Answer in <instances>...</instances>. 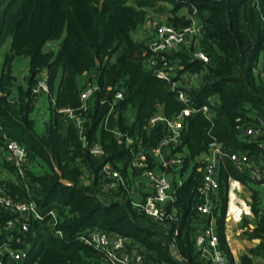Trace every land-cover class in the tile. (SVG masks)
Segmentation results:
<instances>
[{
  "label": "trees",
  "instance_id": "obj_1",
  "mask_svg": "<svg viewBox=\"0 0 264 264\" xmlns=\"http://www.w3.org/2000/svg\"><path fill=\"white\" fill-rule=\"evenodd\" d=\"M183 7L189 14L197 11L202 35L195 45L176 50L170 59L182 71L202 74L190 91L192 107L200 108L211 97L217 104L211 120L200 112L186 117L181 143L165 151L168 157L181 159L182 165L179 170L166 169L174 177L177 201L167 207L171 217L159 224L133 206L131 174L142 176V172L131 168L134 156L125 137L140 140L137 149L142 146L151 167L159 170L153 150L165 136L166 126L152 127L150 121L156 115L174 120L185 105L177 90L146 67L151 53L144 42L134 40L133 33L145 24L149 10L170 13L171 25L186 27L188 16L179 14ZM9 42L0 74V136L26 147L30 167L18 184H3L16 200L34 201L44 213L53 209L56 219L27 221L30 230L22 234L4 229L12 215L0 211V244L22 236L20 246L28 250L22 264H110L106 253L78 239L87 231L99 230L127 237L128 248L137 250L145 264H207L195 246L212 217L196 215L197 187L203 175L199 169L204 166L196 159L209 154L216 143L224 153H246L264 164V149L259 146L264 142V124L259 121L264 122V0H191L186 4L180 0H0V54ZM48 42H61L59 51L46 52ZM196 49L208 55L209 63L192 62ZM20 57L30 59V69L27 86L17 87L15 93L12 62ZM43 71L49 73L54 107L44 132L39 133L34 117L38 97L33 88ZM87 85L98 87L87 115V142L100 143L103 157L91 154L75 124L59 112L78 113ZM118 88H124V99L109 115ZM247 125L260 127L261 132L249 136L244 132ZM116 131L124 138L118 139ZM107 163L121 172L127 184L111 194L101 191L102 168ZM4 166L16 175L13 166L6 162ZM229 177L243 184L254 182L248 173L237 171L229 158L222 159L213 216L220 247L228 264H233L222 223ZM252 198L257 227L250 237L260 244L251 254L264 258V208H259L256 191ZM54 223V230H61L63 237L55 236ZM173 244L181 261L171 253ZM0 263L11 264V259L0 256ZM241 264L254 262L245 255Z\"/></svg>",
  "mask_w": 264,
  "mask_h": 264
},
{
  "label": "built area",
  "instance_id": "obj_2",
  "mask_svg": "<svg viewBox=\"0 0 264 264\" xmlns=\"http://www.w3.org/2000/svg\"><path fill=\"white\" fill-rule=\"evenodd\" d=\"M180 1L186 4L191 0ZM187 18L189 25L180 29L170 23H158L156 20H150L145 23V25L148 23L147 31L145 32L146 42H142L146 44L148 51L151 53L146 59L145 65L157 78L165 80L174 90H177L179 101L185 105V108L174 120H168L161 115H156L150 121L152 127L157 123H162L166 126L165 136L159 146L153 150L154 157L160 163L161 168L159 170L155 167L152 168L144 148L140 146L137 149L136 145L141 144L140 140L136 141L125 137L126 144L132 147L134 156L131 168L142 172L143 177L148 181V185L151 188V191L142 200H134L133 206L139 214L145 215L159 224H163L171 217L167 212V207L177 201V195L173 189V180L167 176L166 169L168 170L174 164L179 170L182 165L181 159L168 157L165 151L181 143V131L186 117L200 112L204 118L211 120L215 117L212 107L217 104L216 99L211 97L200 108L192 107L190 91L199 84L202 74L182 71V67L180 68L176 62L170 59V56H173L176 50L184 46L195 45L198 38L202 35L203 26L197 16V11L195 10L192 14H189ZM176 46H178L177 49L175 48ZM191 56L192 62L200 61L206 64L210 61L208 55L199 49H196ZM97 91L98 87L87 85L81 93L82 105L78 113L71 109H61L59 112L63 113L68 121L75 124L81 141L84 146L90 147L91 154L95 157H103L105 155L103 146L100 143L89 145L86 137L90 101ZM33 94L36 97H52L49 86V73L47 71L41 73L37 85L33 88ZM123 99L124 88H118L113 97L109 115L114 111V105ZM259 121L261 125L264 124L263 120L260 119ZM244 132L249 136L256 137L261 132V128L247 125ZM115 135L118 139L124 138L119 131H116ZM259 146L264 149V142H259ZM0 149L6 153L4 161L16 169L14 182L18 184L21 179L26 178L27 169L30 167L28 150L4 134L0 136ZM224 157L229 158L233 162L237 171L248 173L254 183H260L264 186V168L261 163H258L246 153H224L220 145L216 143L211 145L208 158L203 162L204 166L201 169L203 175L197 187L199 203L196 207V215L200 217L212 216L210 223L204 226V229L200 231L195 240L196 249L207 264H228V258L220 247L213 216L220 187L218 179L219 166ZM102 174L101 191L103 193L111 194L120 186L127 187L121 172L110 163L103 166ZM3 183L0 181V211L12 215V218L4 223L3 227L5 230H19L22 234L28 233L30 226L27 221L44 220L47 217L56 219V213L53 209L44 213L38 209L34 201L16 200L7 193ZM133 196L137 197L134 193ZM54 225L55 223L51 224L53 230L55 229ZM54 233L55 236L63 237L61 230H54ZM78 239L86 245L106 253L110 264H145L144 257L137 250L133 251L128 248L129 239L119 234L93 230L81 234ZM23 243L24 239L22 236L9 238L7 242L0 244V256L8 255L11 259V264H22L28 256V250L20 246ZM172 248H175V244L172 245Z\"/></svg>",
  "mask_w": 264,
  "mask_h": 264
},
{
  "label": "crops",
  "instance_id": "obj_3",
  "mask_svg": "<svg viewBox=\"0 0 264 264\" xmlns=\"http://www.w3.org/2000/svg\"><path fill=\"white\" fill-rule=\"evenodd\" d=\"M168 6L169 5H167L166 7L169 10L172 9V6L171 7ZM182 9L185 11L181 10L179 13L180 16H188L189 13L187 11V7H183ZM169 14H167L166 12L162 13V12L149 10L146 17V22L151 18L159 19L160 17L162 18L165 17L168 19V17H171ZM144 25H140L138 29L133 33V38L137 42L143 41L142 39L139 38L145 35L142 34ZM60 45L61 42H48L45 45L44 50L46 52L49 51L58 52L60 49ZM9 49H10V42L4 47L2 53L0 54V74H1L2 64L4 62V55L5 53L9 52ZM12 67H13V75L15 77L14 92L16 93L17 87L27 86L26 77L29 74L30 59L25 57L15 58L12 62ZM86 77L81 79V83H83L84 86H85L84 82L86 81ZM47 98H49L50 102ZM53 103H54V99L52 100L51 96L38 97L35 103L36 110L34 113V117L37 122V130L39 133H42L45 130V126L51 117V113L53 110L51 105H53ZM49 108L50 111L48 114H46V110L47 109L49 110ZM0 154L2 155L1 149H0ZM208 155L209 154H202L200 157L196 159V161L204 162L208 158ZM4 163H5L4 159L0 161V173H1L0 181L4 183L8 181L14 182L15 175L12 174L4 166ZM261 164L263 165L264 168V164L263 163ZM174 167H176V165L172 164L171 168ZM176 169L178 168L176 167ZM201 169L202 168H200L199 170ZM131 173H133V171ZM166 174L170 179H174V177H171L170 175H168V173ZM187 176L188 174L185 177ZM131 178L133 179V182H135V184L133 185V193L137 196L136 199L140 201L151 191V188L149 187L148 181L143 177V175L134 176L133 174H131ZM227 183H228L227 205L222 223L224 226L225 240L228 245L229 251L232 255L233 264H241V259L245 255H248L253 260L254 264H264V258L251 254V251L255 249L260 243H256L255 241L256 239H252V237H250V233H252V231H254L255 228L257 227V217L255 216L252 209V205H253L252 191H256L258 193L259 208L263 209L264 186L254 183L243 184L242 182L232 177L228 178ZM215 219L214 221H215V230H216L217 221Z\"/></svg>",
  "mask_w": 264,
  "mask_h": 264
},
{
  "label": "rangeland",
  "instance_id": "obj_4",
  "mask_svg": "<svg viewBox=\"0 0 264 264\" xmlns=\"http://www.w3.org/2000/svg\"><path fill=\"white\" fill-rule=\"evenodd\" d=\"M168 7H171L170 5L168 6ZM183 10V9H182ZM153 11V10H152ZM183 11H185V10H183ZM189 15V14H188ZM150 20H156V22H158V23H169L168 21H167V18H165V17H160L159 19H154V18H151V19H149L148 21H150ZM147 21V22H148ZM147 25H148V23L146 24V25H144L143 26V32H142V34H145V32L147 31ZM147 36V35H146ZM139 39H142L143 41H145L146 42V38H145V35L144 36H141ZM48 100H49V98H47ZM49 102H50V100H49ZM52 104V103H51ZM50 105V104H49ZM52 106V108H53V105H51ZM49 111H50V108H49V110L47 109L46 110V114H48L49 113ZM5 156H6V153L4 152V151H2V155L0 154V161H2L4 158H5ZM35 167H37V165L35 164ZM0 175H1V173H0Z\"/></svg>",
  "mask_w": 264,
  "mask_h": 264
},
{
  "label": "water",
  "instance_id": "obj_5",
  "mask_svg": "<svg viewBox=\"0 0 264 264\" xmlns=\"http://www.w3.org/2000/svg\"><path fill=\"white\" fill-rule=\"evenodd\" d=\"M176 49L178 48V46L175 47ZM61 182L65 185H70V183L68 181H65V180H61ZM256 243H260V240L259 239H256L255 240ZM171 253L179 260L181 261L182 260V257L180 256V254L177 252L176 248H171Z\"/></svg>",
  "mask_w": 264,
  "mask_h": 264
}]
</instances>
